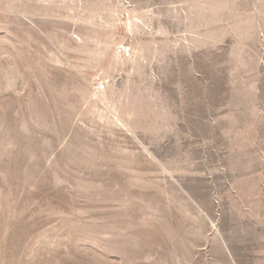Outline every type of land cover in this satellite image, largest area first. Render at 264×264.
<instances>
[{
  "label": "rangeland",
  "instance_id": "374dc122",
  "mask_svg": "<svg viewBox=\"0 0 264 264\" xmlns=\"http://www.w3.org/2000/svg\"><path fill=\"white\" fill-rule=\"evenodd\" d=\"M0 264H264V0H0Z\"/></svg>",
  "mask_w": 264,
  "mask_h": 264
}]
</instances>
